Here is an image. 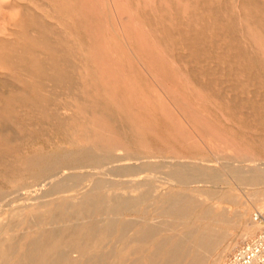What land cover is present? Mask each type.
I'll return each mask as SVG.
<instances>
[{
    "label": "rangeland",
    "instance_id": "rangeland-1",
    "mask_svg": "<svg viewBox=\"0 0 264 264\" xmlns=\"http://www.w3.org/2000/svg\"><path fill=\"white\" fill-rule=\"evenodd\" d=\"M29 10L55 30L53 38L62 40L59 58L23 33L34 24ZM2 37L13 43L32 41L38 49L28 48L31 58L37 60L35 53H40L49 68H34L38 78L30 76L37 84L32 91L39 88L42 93L39 97L30 94L33 98L25 105L0 99V107L7 109L3 118L0 115V189L22 190L32 181L29 173L26 181L9 183L20 155L61 156L77 150L71 133L83 129L78 119L84 115L75 103H84L92 123L109 126L93 123L92 136L103 142L112 134L126 137L128 147L118 153L138 158L143 167L150 165L149 171L162 174L167 187L199 185L197 179L205 176L198 174L200 161L213 164L220 159L222 168L224 158H231L240 166L242 158L235 154L242 150L264 161V0H0ZM9 50L13 62L0 65V93L7 82L21 87L25 83L8 68L17 60ZM71 59L75 62L69 67ZM80 71L86 75L84 84L98 94L92 103L79 98ZM103 169L104 177L96 181L113 176ZM226 173L222 177L231 180L233 189L229 194L240 193L242 200L240 205H227L236 213L248 209L247 222L252 223L253 212L258 205L264 208V200L256 201L252 190L239 187L232 173ZM77 181L71 176L68 184ZM8 194L9 200L20 192ZM68 194L74 201L80 197ZM21 196L30 198L26 192ZM31 200L20 213L51 210L44 204L48 198ZM3 204L7 201L1 197ZM6 212L11 213L7 206L0 209ZM258 230L257 226L250 237L237 235L231 247L224 246L220 264Z\"/></svg>",
    "mask_w": 264,
    "mask_h": 264
},
{
    "label": "bare ground",
    "instance_id": "bare-ground-1",
    "mask_svg": "<svg viewBox=\"0 0 264 264\" xmlns=\"http://www.w3.org/2000/svg\"><path fill=\"white\" fill-rule=\"evenodd\" d=\"M29 13L36 30L31 26L30 29L24 28L23 33L31 40H39V45L49 47L52 55L59 58L63 51L62 40L58 36L53 38L55 30L30 10ZM21 22L22 18L19 24ZM35 47L30 40L22 44L0 38V65L5 67L9 60L13 62L9 48L12 49L17 60L8 68L13 74L16 71L17 78L25 82L23 87L7 82L6 91L0 93V99L7 104L25 105L33 98L30 94L38 97L42 94L39 88L32 91L36 82L30 80V76L37 79L35 71L47 69L48 64L40 53H35L37 60L31 58L27 50L33 48L35 52L38 49ZM74 62L71 59L69 67ZM79 76V98H85V104L89 100L94 102L97 92L84 84L85 74L80 71ZM83 104L75 103L84 115L77 118L83 129L71 133V142L77 150L61 156L20 155L11 169L10 174L14 177L9 183L16 185L26 181L23 179L29 173L32 181L23 191L13 190L20 194L9 200L8 193H12L9 188L0 189V198L7 201L0 209L7 206L11 210V213H0V264H220L224 246L231 247L237 235L250 237L256 227L259 228L253 215L252 223L247 222L248 209L236 213L227 205L237 206L242 200L240 193L229 194L233 191L231 180H224L222 175L232 173L230 176L237 180L238 186L252 190L251 197L256 201L264 200V188L260 186L264 184V161L259 159L260 156L257 158L241 149L242 152L235 156L242 158H239L242 166L235 165L231 158H224L222 168L217 164L220 159L213 164L200 161L198 174L205 176L197 179L199 185L177 183L167 187L162 174L149 171L150 165L143 167L136 160L138 158L129 153H118L128 147L126 137L112 134L103 142L92 136L91 131L96 127H93L94 122ZM6 110L4 106L0 107L1 118L6 115ZM75 114L74 110L72 117ZM198 116L201 120L202 116ZM100 124L99 128L109 127L103 121ZM103 168L110 169L113 176L96 181L104 177ZM71 176L78 178L73 185L68 184ZM86 177L88 183L80 184ZM224 183L227 186L221 187L223 189L215 187ZM171 187H178L181 191ZM25 192L30 195L26 200L21 198V193ZM70 192L80 196L79 199H69ZM203 195L205 198H201ZM33 197L48 198L44 204L51 210L46 214L20 213ZM18 200L23 206L17 204ZM10 202H13L12 206L8 205Z\"/></svg>",
    "mask_w": 264,
    "mask_h": 264
},
{
    "label": "built area",
    "instance_id": "built-area-1",
    "mask_svg": "<svg viewBox=\"0 0 264 264\" xmlns=\"http://www.w3.org/2000/svg\"><path fill=\"white\" fill-rule=\"evenodd\" d=\"M253 219L259 223L257 234L229 252L224 264H264V208H257Z\"/></svg>",
    "mask_w": 264,
    "mask_h": 264
}]
</instances>
